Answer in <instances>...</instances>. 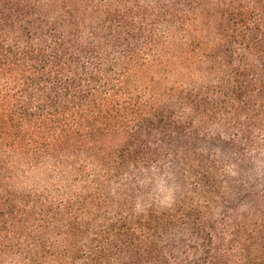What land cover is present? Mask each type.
Segmentation results:
<instances>
[{
	"label": "trees",
	"instance_id": "1",
	"mask_svg": "<svg viewBox=\"0 0 264 264\" xmlns=\"http://www.w3.org/2000/svg\"><path fill=\"white\" fill-rule=\"evenodd\" d=\"M0 264H264V0H0Z\"/></svg>",
	"mask_w": 264,
	"mask_h": 264
}]
</instances>
